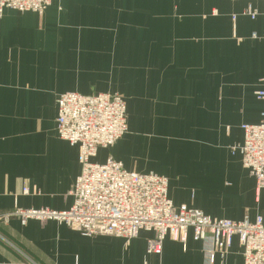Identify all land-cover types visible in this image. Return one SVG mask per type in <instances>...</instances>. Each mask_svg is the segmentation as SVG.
Wrapping results in <instances>:
<instances>
[{
	"label": "crops",
	"instance_id": "1",
	"mask_svg": "<svg viewBox=\"0 0 264 264\" xmlns=\"http://www.w3.org/2000/svg\"><path fill=\"white\" fill-rule=\"evenodd\" d=\"M249 7L255 20L244 14ZM263 80V0H53L42 15L5 9L0 264H205L192 233L186 246L167 237L156 255L147 250L153 232L127 242L4 216L73 205L80 150L56 131L58 97L73 92L120 94L127 104L128 133L99 149L94 163L111 157L127 171L165 177L176 206L212 218H264V189L257 192L232 152L244 142L241 126L264 122V101L256 98ZM191 182L198 201L172 189ZM215 264H244L237 238Z\"/></svg>",
	"mask_w": 264,
	"mask_h": 264
},
{
	"label": "built area",
	"instance_id": "2",
	"mask_svg": "<svg viewBox=\"0 0 264 264\" xmlns=\"http://www.w3.org/2000/svg\"><path fill=\"white\" fill-rule=\"evenodd\" d=\"M52 3L53 0H0V16L5 9L42 15ZM244 14L252 20L257 17L250 7ZM256 98L264 101V88L256 92ZM241 128L244 142L233 147L232 152L240 154L259 192L264 189V122ZM56 131L59 138L80 150L81 174L70 192L74 203L63 212L18 210L14 215L22 219L23 225L29 220L55 221L84 237L105 235L127 242L143 231L153 232L155 237L148 241L147 250L156 255L161 254L167 237L186 246L192 233L193 240L204 245L205 264H215L218 256L225 257L237 238L244 264H264L262 216L241 221L212 218L186 204L176 206L169 198L165 177L127 171L111 157L105 164L93 162L99 149L113 147L128 133L127 106L120 95L61 94ZM10 216L13 215L4 216V220Z\"/></svg>",
	"mask_w": 264,
	"mask_h": 264
},
{
	"label": "rangeland",
	"instance_id": "3",
	"mask_svg": "<svg viewBox=\"0 0 264 264\" xmlns=\"http://www.w3.org/2000/svg\"><path fill=\"white\" fill-rule=\"evenodd\" d=\"M117 95H120V94H117ZM122 98H123V96L122 95H120ZM123 100L125 101V99L123 98ZM125 103H126V101H125ZM126 106H127V104H126ZM170 177L171 178H173L172 180L173 181H175L174 180V173L172 172L171 173V175H170ZM186 179L184 178L183 179V175H182V173H180V181L183 183V185H188V182L187 181H185ZM179 184H181V183H179ZM191 185L193 186V182H191V184H190V189H185V191L184 190H180V188H177V187H173L172 189H173V191L175 192V194H177L178 196H188L191 200H193V201H198L197 199H198V191H197V189L196 188H194V186H193V189H191ZM25 189H27V188H25ZM25 189H23V193H24V190ZM25 194V193H24ZM16 215V212H14V213H10V214H7V215H13V216H15ZM13 216H10V218L11 217H13ZM18 218H19V220H20V223L22 224V219L19 217V216H17ZM10 218H9V220H10ZM30 221V220H29ZM28 223V222H27ZM23 225V224H22ZM26 225V224H25Z\"/></svg>",
	"mask_w": 264,
	"mask_h": 264
}]
</instances>
